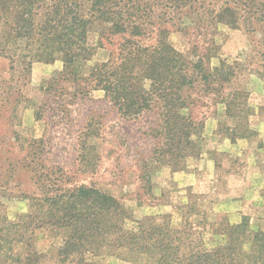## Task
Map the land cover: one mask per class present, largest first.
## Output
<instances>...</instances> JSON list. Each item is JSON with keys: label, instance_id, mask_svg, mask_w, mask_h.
Segmentation results:
<instances>
[{"label": "rangeland", "instance_id": "rangeland-1", "mask_svg": "<svg viewBox=\"0 0 264 264\" xmlns=\"http://www.w3.org/2000/svg\"><path fill=\"white\" fill-rule=\"evenodd\" d=\"M239 23L238 28L219 26L206 37L170 28L168 42L177 51L188 54L197 46L211 67L221 59L236 62L224 93L243 92L239 114H227L213 95L184 110L199 124L191 135L197 150L177 165L150 158L154 139L146 115L137 121L123 118L102 91L74 96V83L51 81L62 68L60 61H32L24 70L18 64L11 69L8 59L0 57V185L7 183L10 193L0 186L1 215L14 219L32 212L22 195L35 193L39 160L62 185L94 187L117 199L131 219L149 217L165 226L161 234L150 231L147 248H108L81 261L78 254L59 255L68 229L43 225L33 235V261L26 259L30 247L25 243L0 240V264H162L154 243L164 232L174 248L179 246V252L166 254L170 264H177L187 250L171 239L180 235L176 231L191 229V239L202 236L211 248L225 239L215 230L243 221L242 249L249 250L254 234L264 232V33ZM107 38L89 33L88 44L95 50L84 72L115 53L120 37ZM142 41L151 43L153 37ZM126 225L135 229L130 219Z\"/></svg>", "mask_w": 264, "mask_h": 264}, {"label": "trees", "instance_id": "trees-1", "mask_svg": "<svg viewBox=\"0 0 264 264\" xmlns=\"http://www.w3.org/2000/svg\"><path fill=\"white\" fill-rule=\"evenodd\" d=\"M240 20L248 31L264 33V0H0V57L8 59L11 69L18 64L24 70L32 61H60L62 68L51 81L74 83V96L102 91L123 118L137 121L146 115L147 132L154 139L150 158L177 165L197 150L191 135L199 124L184 110L204 104L203 98L213 95L212 100L223 104L227 114H239L243 92L224 93L235 75L236 62L221 59L211 67L197 46L188 54L177 51L168 42L170 28L192 29L206 37L219 26L238 28ZM91 32L107 40L119 36L120 42L112 56L84 72L95 50L88 44ZM152 37L151 43L142 41ZM36 170L35 193L22 195L32 212L14 219L0 213V232L4 231L0 240L25 243L30 247L27 260L37 255L32 240L35 229L43 225L68 229L59 255L78 254L81 261L108 248H147L150 231L161 234L160 227H165L149 217L131 219L117 199L94 187L62 185L61 178H53L51 169L39 160ZM59 173L64 175L61 169ZM6 184L0 186L10 195ZM128 219L135 229L127 228ZM244 224L215 230L225 239L211 248L202 236L191 239V229L176 231L180 235L171 239L181 241L187 250L177 264H264V232L255 233L249 250L244 251ZM162 235L155 239L154 248L163 254L160 262L170 264L166 254L171 249L179 252V246H172L167 232Z\"/></svg>", "mask_w": 264, "mask_h": 264}]
</instances>
